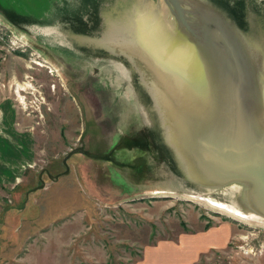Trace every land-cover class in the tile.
<instances>
[{"label":"rangeland","instance_id":"obj_1","mask_svg":"<svg viewBox=\"0 0 264 264\" xmlns=\"http://www.w3.org/2000/svg\"><path fill=\"white\" fill-rule=\"evenodd\" d=\"M209 1L226 13L245 1L247 27L229 16L264 74V0ZM148 12L174 56L181 36L173 21L161 28L163 0H0V165L17 170L0 182V264H136L146 245L220 225L227 250L198 264H264V227L191 197L248 211L242 186L211 192L178 176L141 74L103 49L113 23Z\"/></svg>","mask_w":264,"mask_h":264},{"label":"water","instance_id":"obj_2","mask_svg":"<svg viewBox=\"0 0 264 264\" xmlns=\"http://www.w3.org/2000/svg\"><path fill=\"white\" fill-rule=\"evenodd\" d=\"M163 1L181 51L171 57L155 40L151 12L137 25L113 23L102 46L141 74L177 175L211 192L238 184L245 212L264 217L263 59L219 5Z\"/></svg>","mask_w":264,"mask_h":264},{"label":"crops","instance_id":"obj_3","mask_svg":"<svg viewBox=\"0 0 264 264\" xmlns=\"http://www.w3.org/2000/svg\"><path fill=\"white\" fill-rule=\"evenodd\" d=\"M21 149L23 156H27L25 143ZM16 161L19 162L20 159L17 158ZM14 168L15 166L12 170L11 166L6 168L0 165V182L6 179L5 176L15 177L17 170L14 171ZM232 237V229L225 225L200 231H183L176 239H163L144 246L142 257L136 264H198L203 256L227 250L226 247Z\"/></svg>","mask_w":264,"mask_h":264},{"label":"bare ground","instance_id":"obj_4","mask_svg":"<svg viewBox=\"0 0 264 264\" xmlns=\"http://www.w3.org/2000/svg\"><path fill=\"white\" fill-rule=\"evenodd\" d=\"M171 21H173V23ZM171 23L175 24L176 21L170 15L169 23L165 21L166 27L169 28V25ZM54 71H57V70L55 69ZM31 87H32V85L29 84V83L18 84L16 92L18 94H20V91H26L28 88H31ZM19 97H20V95H19ZM23 103L24 102L22 101V104ZM223 189H226V188H223ZM223 189H218V191L223 190ZM191 197L196 202L204 204V205H206V206H208L210 208H213L217 212H220L222 214H226L227 216H230V217L234 218L235 220L247 223L250 226H262V227H264V217L263 216L247 213V212L239 210V209H237L235 207L229 206V205H227V204H225L223 202L222 203L214 202L215 201L214 199L206 197V195L197 194V195H193Z\"/></svg>","mask_w":264,"mask_h":264},{"label":"trees","instance_id":"obj_5","mask_svg":"<svg viewBox=\"0 0 264 264\" xmlns=\"http://www.w3.org/2000/svg\"><path fill=\"white\" fill-rule=\"evenodd\" d=\"M243 2H244L243 3L244 5L241 6V8H239V9L234 8V7L229 9L227 6H225V7L228 9V13L230 16H232V17L234 16L236 18V20H240L239 23L241 25H244L245 27H247V24L242 22V19L246 17V10H247V5H246L245 1H243ZM13 19H14L15 23L19 24V25H21L22 22L24 21L23 17L21 18V15L19 13L18 14L15 13V16L13 17ZM163 148L166 149L167 147L165 145H163ZM171 163H173V160ZM176 171H177L176 173H179L178 169H176ZM179 175H180V173H179Z\"/></svg>","mask_w":264,"mask_h":264}]
</instances>
